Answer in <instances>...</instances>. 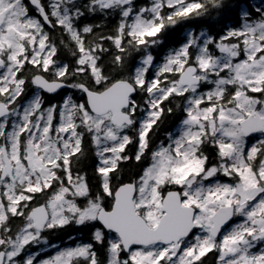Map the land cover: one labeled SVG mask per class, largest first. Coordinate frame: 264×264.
I'll use <instances>...</instances> for the list:
<instances>
[{
    "label": "snow or ice",
    "instance_id": "1",
    "mask_svg": "<svg viewBox=\"0 0 264 264\" xmlns=\"http://www.w3.org/2000/svg\"><path fill=\"white\" fill-rule=\"evenodd\" d=\"M210 261L264 264V0H0V264Z\"/></svg>",
    "mask_w": 264,
    "mask_h": 264
},
{
    "label": "trees",
    "instance_id": "2",
    "mask_svg": "<svg viewBox=\"0 0 264 264\" xmlns=\"http://www.w3.org/2000/svg\"><path fill=\"white\" fill-rule=\"evenodd\" d=\"M217 27H218V26H217ZM179 38H180L179 35H174V36L171 38L170 43L173 42V41H175V40H177V39H179ZM167 127H169V126L166 125L165 128L161 130V136H163V132H164L165 130H167ZM73 234H76V233H73ZM65 236H67V234H62L61 236L53 237L52 239H53V241H58V240L63 239ZM209 264H212V261H210Z\"/></svg>",
    "mask_w": 264,
    "mask_h": 264
},
{
    "label": "flooded vegetation",
    "instance_id": "3",
    "mask_svg": "<svg viewBox=\"0 0 264 264\" xmlns=\"http://www.w3.org/2000/svg\"><path fill=\"white\" fill-rule=\"evenodd\" d=\"M79 235H81V236H83L84 234H79ZM61 240H67V236H65L63 239H61ZM61 240H58V241H54V242H56V243H60L61 242Z\"/></svg>",
    "mask_w": 264,
    "mask_h": 264
}]
</instances>
